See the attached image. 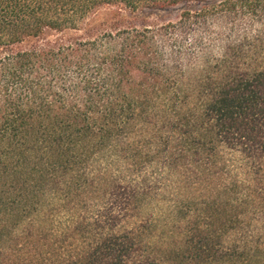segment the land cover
Listing matches in <instances>:
<instances>
[{"label":"trees","instance_id":"1","mask_svg":"<svg viewBox=\"0 0 264 264\" xmlns=\"http://www.w3.org/2000/svg\"><path fill=\"white\" fill-rule=\"evenodd\" d=\"M158 196L264 264V0H0V264H172L122 224Z\"/></svg>","mask_w":264,"mask_h":264},{"label":"rangeland","instance_id":"2","mask_svg":"<svg viewBox=\"0 0 264 264\" xmlns=\"http://www.w3.org/2000/svg\"><path fill=\"white\" fill-rule=\"evenodd\" d=\"M109 13V9L102 10L98 14V19H103ZM178 13L179 9L173 8L149 12L146 16L151 20L165 21L176 19ZM166 192L165 199L171 202L179 193V186L169 184ZM180 194H183V192ZM157 199L159 200L158 205L154 203L148 206H128L130 211L122 224L127 227L133 226L134 223L144 224L145 239L154 246L158 245L162 247L167 246L173 241L180 243L183 234L191 232L188 236L192 237L191 246L195 249L187 251L183 257L184 259L177 253H174L177 251L168 253L165 255L167 260L172 264H189L188 258L192 255L201 254L191 264H218L221 254L225 253L223 249L224 245L221 243L222 240H225L224 236L226 235H224V224L229 223L227 219L231 213L234 216V224L238 223V220H240V216H237L240 212L239 206H201L200 204L193 206H165L164 203H160L164 201L162 200L164 198L158 196ZM89 207L92 206H85V208ZM137 207L139 208L138 212ZM96 208L102 209L103 206H96ZM220 217L221 220L219 219ZM207 225H211L209 227L211 228L209 229V236L198 234L199 228L203 229ZM262 227L264 228V214L262 217ZM259 242L264 248V229L261 231ZM178 247H181V243L177 245Z\"/></svg>","mask_w":264,"mask_h":264}]
</instances>
